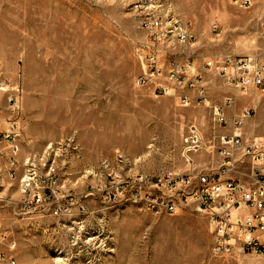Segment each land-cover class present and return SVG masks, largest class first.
I'll return each mask as SVG.
<instances>
[{"label": "rangeland", "instance_id": "374dc122", "mask_svg": "<svg viewBox=\"0 0 264 264\" xmlns=\"http://www.w3.org/2000/svg\"><path fill=\"white\" fill-rule=\"evenodd\" d=\"M134 1L0 0V132L19 123L17 177L33 157L56 179L40 205L24 210L19 177L3 170L0 251L16 264H264V255H214L208 221L191 208L154 215L102 203L97 188L108 169L117 170L114 183L125 174L185 171L187 157L220 170L219 138L233 132L214 119L223 102L185 107L156 96L150 83L135 84L146 35L135 27ZM161 2L207 38L210 55L242 32L222 26L219 13L257 11L264 23V0L249 8L230 0ZM194 140L199 148L185 156ZM57 206L59 215H47ZM15 220L30 223L22 256L9 249Z\"/></svg>", "mask_w": 264, "mask_h": 264}, {"label": "built area", "instance_id": "2783aa9c", "mask_svg": "<svg viewBox=\"0 0 264 264\" xmlns=\"http://www.w3.org/2000/svg\"><path fill=\"white\" fill-rule=\"evenodd\" d=\"M241 8H249L251 0H230ZM161 0H136L130 5L136 29L146 35L144 43L143 72L135 79L137 86H144L160 73V61L169 66L168 85H157L154 94L159 97L176 96L181 106L207 104L206 90L201 73L185 72L191 69V54L195 38L191 24L183 22L175 12ZM219 29L215 25L214 30ZM206 70L214 71L222 81L233 89L244 91L254 88L264 95V62L258 56L231 57L215 55L204 61ZM188 88L195 91L192 99L177 93V89ZM231 98L219 107H213L215 121L219 125L228 123L224 109L230 107ZM250 115L244 110L242 117ZM240 121L233 123L234 127ZM20 126L16 120L9 121L0 132V183L3 170L10 179H16L19 165L18 137ZM218 155L220 170L213 172L194 166L187 157L189 167L185 171H168L160 174L141 172L140 178L125 174L124 185H114L117 170L108 169L106 182L97 188L102 195V203L109 206H132L138 211L154 215H175L191 208L204 216L212 233V253L216 256L236 257L240 255H264V137L243 141L234 132L223 133L220 138ZM199 148L197 140L189 142L183 149L188 156ZM122 158L119 162L122 163ZM1 161L5 164L1 166ZM247 161L249 170L240 179L226 177L235 162ZM129 165V163H126ZM130 167V166H128ZM229 173V172H228ZM227 173V174H228ZM28 174L26 191L17 206L24 210L40 205L45 197V185L55 184L54 174L41 173L33 157L30 165H23V173ZM50 209V207H49ZM40 211H45L42 208ZM52 215L61 213V207L52 208ZM15 248L14 243L9 249ZM0 264H16L15 258L0 251Z\"/></svg>", "mask_w": 264, "mask_h": 264}, {"label": "crops", "instance_id": "0c3cea01", "mask_svg": "<svg viewBox=\"0 0 264 264\" xmlns=\"http://www.w3.org/2000/svg\"><path fill=\"white\" fill-rule=\"evenodd\" d=\"M258 1V0H254ZM253 4V0H251ZM234 13H219L217 16L218 22L222 26H226L233 29L241 30V34L237 36L230 37L228 41L224 42L225 37L217 49V53L210 55V51L207 48V38L203 37L199 39V32L195 30L193 25L191 26L192 33L195 38V43L190 50L191 54V69H187L185 72L189 75L192 71L195 73H201L203 78L204 88L206 90L207 104L211 103L214 106L220 102H223L227 98H231L233 104L230 107L224 109L225 117L229 124H233L235 121H240L238 127H234L233 132L240 136L243 141L264 137L261 136L262 130H264V96L260 95L258 91L254 88H248L244 91L235 90L232 87L227 86L222 79L214 71L206 70L204 67V61L210 59L212 56H231V57H244V56H258L260 60L264 62V23L259 25V15L257 11L250 14H244L242 11L238 15H228ZM261 27V31L259 30ZM253 30L254 32H251ZM198 36V38H197ZM198 39V40H197ZM201 44V50L198 49V44ZM228 42V45L226 43ZM232 43V44H229ZM233 45V46H232ZM169 66L167 61H160V73L159 75L151 80L149 83L153 90L157 85H168L171 86L172 83L168 80ZM177 93L190 96L192 99L195 97V91L188 88H181L176 90ZM174 97L177 101L178 98ZM197 105L194 101L191 105ZM244 110H249L250 115L243 118L242 113ZM255 111V112H254ZM230 132V131H228ZM194 166L204 170H211L213 172H218V163H206L197 164L195 162ZM186 170V169H185ZM249 163L247 161H237L234 163L230 171H226V177L231 179H240L243 175L248 172ZM48 212V213H47ZM47 215L53 216L47 211ZM54 217V216H53ZM30 223L26 221L15 220L14 234L12 233V239L16 247V254L19 253L22 256L24 251V234L28 233L27 225ZM56 225V224H55ZM57 226H59L57 224ZM29 239H26L28 242ZM17 256V255H16ZM24 257L26 255H23Z\"/></svg>", "mask_w": 264, "mask_h": 264}, {"label": "bare ground", "instance_id": "6f19581e", "mask_svg": "<svg viewBox=\"0 0 264 264\" xmlns=\"http://www.w3.org/2000/svg\"><path fill=\"white\" fill-rule=\"evenodd\" d=\"M23 165H30V160L27 159V160L23 163ZM140 174H141V173L136 174L135 176H133V177H131V178H140ZM117 178H119V177H117ZM21 181H28V174H24V176L21 178ZM124 184H125V179L116 180L115 183H114V185H124ZM19 185H20V186L22 187V189H23V190H21V191L25 192V191H26V183H20Z\"/></svg>", "mask_w": 264, "mask_h": 264}]
</instances>
